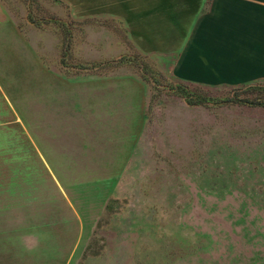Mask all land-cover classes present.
<instances>
[{
    "label": "rangeland",
    "instance_id": "obj_1",
    "mask_svg": "<svg viewBox=\"0 0 264 264\" xmlns=\"http://www.w3.org/2000/svg\"><path fill=\"white\" fill-rule=\"evenodd\" d=\"M75 5L44 0L33 6L52 29L60 31L66 24L72 33L68 53L63 47L54 51L51 42V51L37 55L61 75L66 71L68 78L82 79L87 103L96 87L121 89L126 87L122 78L137 79L146 102V126L129 160L120 164L112 155L125 147H86L76 141L77 128L88 129L78 115L66 121L51 116L53 146L34 148L3 103L0 237L32 235V225L46 215L44 208L57 203L56 187L40 159L44 150L63 172L75 167L81 172L85 166L119 172L100 247L80 264H264V108L221 103L236 89L241 98H259L256 91L246 94V88L264 87V82L234 87L177 82L164 55L139 50L138 38L124 35L122 23L108 20L105 9L97 15L90 2ZM180 85L209 103L188 105L173 91ZM32 86L20 84L12 92L23 108ZM31 101L40 114L31 118L41 124L34 126L35 135L45 145L43 104ZM88 155L100 156L97 164L84 163Z\"/></svg>",
    "mask_w": 264,
    "mask_h": 264
},
{
    "label": "crops",
    "instance_id": "obj_2",
    "mask_svg": "<svg viewBox=\"0 0 264 264\" xmlns=\"http://www.w3.org/2000/svg\"><path fill=\"white\" fill-rule=\"evenodd\" d=\"M53 1L76 4V9L80 3L90 2L97 15L105 9L108 20L122 23L124 35L138 38L139 50L164 55L177 82L204 87L264 82V0ZM36 3L44 4V0H0V114L5 104L36 149L53 146L56 134L51 116L66 121L78 115L88 129L77 128L76 141L92 147H125V152L112 155L125 164L146 126L140 81L125 77L121 83L126 87L121 89L109 85L100 91L96 87L89 103L84 101L82 79L68 78L66 71L61 75L37 55L51 51V42L54 51L63 47L68 53L72 33L66 24L60 31L52 29L48 18L36 15ZM24 83L33 85L25 108L12 93ZM133 83L137 85L132 88ZM131 93L135 94L133 101ZM31 99L43 104L42 126L48 132L45 145L35 135L34 126L41 124L31 118L40 114L31 108L35 103ZM87 157L84 163L97 164L100 156ZM40 159L56 187L57 203L44 208L46 215L32 225V235L0 237V264H80L94 258L119 172L113 168L100 172L90 166L81 172L78 167L63 172L44 150Z\"/></svg>",
    "mask_w": 264,
    "mask_h": 264
},
{
    "label": "trees",
    "instance_id": "obj_3",
    "mask_svg": "<svg viewBox=\"0 0 264 264\" xmlns=\"http://www.w3.org/2000/svg\"><path fill=\"white\" fill-rule=\"evenodd\" d=\"M67 41L69 42V39L67 38ZM128 60V59H127ZM86 68V66L82 65L80 69ZM246 88V94L253 93L254 91L258 92V94L262 95L259 98L255 99H248V98H241L240 89L234 90V96L233 97H227L225 100L221 101V103L226 105H243L247 107L252 108H264V87L262 86H247ZM176 94H179L180 96L184 97L186 99V102L190 106H202L207 105L209 103V99L202 98L200 96H196V94L190 92L187 90V88L183 85L176 86L175 89H173Z\"/></svg>",
    "mask_w": 264,
    "mask_h": 264
}]
</instances>
